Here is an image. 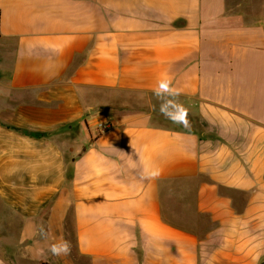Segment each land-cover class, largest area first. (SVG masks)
I'll return each mask as SVG.
<instances>
[{"label": "crops", "instance_id": "1", "mask_svg": "<svg viewBox=\"0 0 264 264\" xmlns=\"http://www.w3.org/2000/svg\"><path fill=\"white\" fill-rule=\"evenodd\" d=\"M240 6L0 0V264L264 262V18ZM162 80L204 127L155 121Z\"/></svg>", "mask_w": 264, "mask_h": 264}, {"label": "rangeland", "instance_id": "2", "mask_svg": "<svg viewBox=\"0 0 264 264\" xmlns=\"http://www.w3.org/2000/svg\"><path fill=\"white\" fill-rule=\"evenodd\" d=\"M243 8H245L247 12H252V17L259 18L260 20L264 18V0H238ZM171 99L166 98L165 96H161L160 98L156 97V105H154V111H156L155 121L164 125H183L190 128H202L203 123L199 122L196 117L187 112V120L185 124H177L173 123L171 120L167 119L160 112L161 104H164L169 111H175V109L170 105ZM142 103H148V97H142ZM145 107V106H144ZM145 109V108H143Z\"/></svg>", "mask_w": 264, "mask_h": 264}, {"label": "clouds", "instance_id": "3", "mask_svg": "<svg viewBox=\"0 0 264 264\" xmlns=\"http://www.w3.org/2000/svg\"><path fill=\"white\" fill-rule=\"evenodd\" d=\"M170 81L162 80L159 82V86L153 90L154 95L157 98H160L163 93H170L173 96H178L179 93L171 92L169 88ZM172 107L175 111H169L164 104H161L160 112L167 119L171 120L173 123L185 124L187 120V109L179 103H172ZM49 251L54 257H60L62 255H67L70 253L71 248L70 244L67 241H61L60 243L52 244L49 248Z\"/></svg>", "mask_w": 264, "mask_h": 264}, {"label": "built area", "instance_id": "4", "mask_svg": "<svg viewBox=\"0 0 264 264\" xmlns=\"http://www.w3.org/2000/svg\"><path fill=\"white\" fill-rule=\"evenodd\" d=\"M102 129H105V126H103Z\"/></svg>", "mask_w": 264, "mask_h": 264}, {"label": "water", "instance_id": "5", "mask_svg": "<svg viewBox=\"0 0 264 264\" xmlns=\"http://www.w3.org/2000/svg\"><path fill=\"white\" fill-rule=\"evenodd\" d=\"M262 264H264V262H262Z\"/></svg>", "mask_w": 264, "mask_h": 264}]
</instances>
